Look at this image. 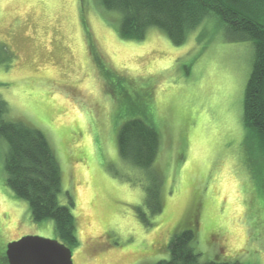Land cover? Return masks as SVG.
<instances>
[{
	"label": "rangeland",
	"instance_id": "rangeland-1",
	"mask_svg": "<svg viewBox=\"0 0 264 264\" xmlns=\"http://www.w3.org/2000/svg\"><path fill=\"white\" fill-rule=\"evenodd\" d=\"M101 0H0V97L7 121L43 133L75 217L74 264H156L173 234L195 233L202 264H264V154L244 124L254 45L208 18L175 46L152 28L120 38ZM140 119L160 136L149 170L124 160L118 134ZM0 142V252L56 240L7 187ZM161 212L153 214L154 204Z\"/></svg>",
	"mask_w": 264,
	"mask_h": 264
},
{
	"label": "trees",
	"instance_id": "trees-1",
	"mask_svg": "<svg viewBox=\"0 0 264 264\" xmlns=\"http://www.w3.org/2000/svg\"><path fill=\"white\" fill-rule=\"evenodd\" d=\"M106 11L120 14V38L143 41L147 32L161 30L171 42L183 46L189 34L208 18L216 17L233 42L251 41L254 64L244 100V124L264 154V0H101ZM8 105L0 97V142L7 145L5 172L7 187L15 197L29 204L35 224L53 222L56 240L72 251L80 247L75 217L59 202L62 172L57 157L42 132L20 122L7 121ZM160 136L140 119L126 122L118 134L120 156L134 166L149 170L155 164ZM162 210L154 204L153 214ZM195 233L187 229L173 234L170 258L156 264H202L195 253ZM0 264H8L0 252ZM204 264H240L208 262Z\"/></svg>",
	"mask_w": 264,
	"mask_h": 264
},
{
	"label": "water",
	"instance_id": "water-1",
	"mask_svg": "<svg viewBox=\"0 0 264 264\" xmlns=\"http://www.w3.org/2000/svg\"><path fill=\"white\" fill-rule=\"evenodd\" d=\"M8 264H74L73 251L58 240L26 236L7 246Z\"/></svg>",
	"mask_w": 264,
	"mask_h": 264
},
{
	"label": "crops",
	"instance_id": "crops-1",
	"mask_svg": "<svg viewBox=\"0 0 264 264\" xmlns=\"http://www.w3.org/2000/svg\"><path fill=\"white\" fill-rule=\"evenodd\" d=\"M160 151L158 152V156H157V159H156V161H155V164L153 165L154 167L158 164V162H159V158H160Z\"/></svg>",
	"mask_w": 264,
	"mask_h": 264
}]
</instances>
